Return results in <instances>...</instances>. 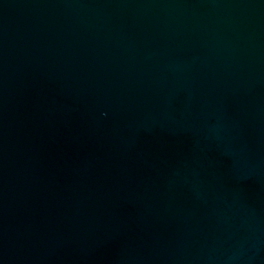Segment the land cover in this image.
Returning a JSON list of instances; mask_svg holds the SVG:
<instances>
[{"label":"water","instance_id":"obj_1","mask_svg":"<svg viewBox=\"0 0 264 264\" xmlns=\"http://www.w3.org/2000/svg\"><path fill=\"white\" fill-rule=\"evenodd\" d=\"M0 264H264V0H0Z\"/></svg>","mask_w":264,"mask_h":264}]
</instances>
